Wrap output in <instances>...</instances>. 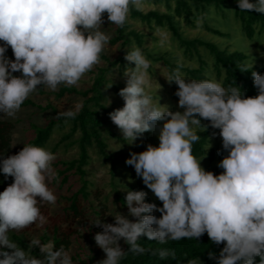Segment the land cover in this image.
I'll return each mask as SVG.
<instances>
[{
    "label": "clouds",
    "instance_id": "1",
    "mask_svg": "<svg viewBox=\"0 0 264 264\" xmlns=\"http://www.w3.org/2000/svg\"><path fill=\"white\" fill-rule=\"evenodd\" d=\"M143 2L0 0V113L14 117L41 85L50 91L77 86L100 63L110 40L101 30L103 14L111 24L123 27L130 6L139 10ZM237 6L264 15V0H237ZM8 48L13 60L5 55ZM124 60L135 67L125 66V87L118 92L123 107L110 112L109 119L129 145L162 124L158 147L149 144L143 152H130L125 161L162 207L145 203V191L127 190L124 204L135 222L115 211L114 224L100 219L93 224L102 229L94 236L106 256L99 264H119L128 252L144 254L138 243L141 237L165 244L199 239L205 233L213 244H224L218 256L208 254L216 264H254L256 257L264 264V74L251 73L258 95L244 98L238 87L225 88L215 79L187 81L176 72L167 82L177 85L174 95L183 112H172L148 92L151 62L141 50L126 51ZM252 67L253 63L245 65L243 72ZM17 72L21 75L14 76ZM81 107L78 102L60 115L74 118ZM208 127L219 130L222 149L228 153L217 165L223 169L220 175L206 172L202 159L192 154L193 144L201 138L198 131ZM56 158L45 148L25 145L0 159V173L13 179L0 193V264H72L64 245L56 249L53 241L32 239L22 249L9 235L46 222L40 207L56 203L48 187L56 176L52 167ZM121 240L127 251L121 249ZM33 248H39L42 258L32 254ZM158 255L165 259L174 253L160 249ZM188 264L200 261L193 258Z\"/></svg>",
    "mask_w": 264,
    "mask_h": 264
},
{
    "label": "rangeland",
    "instance_id": "2",
    "mask_svg": "<svg viewBox=\"0 0 264 264\" xmlns=\"http://www.w3.org/2000/svg\"><path fill=\"white\" fill-rule=\"evenodd\" d=\"M142 12H148L150 10H158L159 12H167L166 7L163 4H152L150 2H143V7L140 8ZM224 18L211 20L218 27L223 29V32L227 34L225 38L213 35L197 27L192 28L182 22L181 30L183 36L189 39L202 38L205 41L218 43L221 49L228 48L233 51L243 52L247 58L245 64L249 67L253 63V67H264V34H255L252 39H248L242 32L239 22L235 19L233 11L223 15ZM104 23L102 24V31L110 36V40L115 34L117 26L111 24L107 20V13L103 14ZM127 24L128 30H134L137 33L143 35L144 46L149 52L155 56L160 55L168 58L171 63L175 65H182V68L197 69L199 62L197 58H187L183 51L178 47L177 43L171 39V35L164 29L150 28L147 25L137 20H132L128 14ZM109 40V41H110ZM121 42L115 45H106L103 50V55L109 60L114 61L118 57L122 56L125 51L137 48L133 39L131 43L124 47H121ZM2 45V42H0ZM171 54V56L169 54ZM199 54L202 59L208 63L210 60L203 49H199ZM9 60H13V53L11 48H8L5 53ZM107 62L100 58V63L94 66V68L86 73L80 80L77 86H71L77 90H87L91 88L94 79L99 74V71L106 68ZM128 67H135L133 64ZM124 68H114L106 76V83L103 89L104 100L103 105L108 109H119L123 107V100L119 97L118 92L125 87V78L123 77ZM149 74L151 76V87L148 92L152 95L153 101L159 99L160 105H167L169 111L183 112V109L178 108V97L174 95L176 92L173 84H169L168 77L170 76L168 68L163 62H151L149 68ZM179 72L181 77L187 81H191L187 74L180 68H175V73ZM19 75L20 73H13ZM209 80H217L213 72H207ZM112 84V87H110ZM160 86V88H159ZM60 87V86H59ZM58 87V88H59ZM110 87V88H109ZM40 87H38L39 89ZM43 94L37 91L30 94L27 98L31 100L35 105L45 107L50 105L53 107L56 114L63 113L69 109H74V106L79 102L82 104V97L80 96H65L59 100L55 99L52 93L58 91H50L45 86L40 88ZM110 100V104L109 101ZM54 112L51 110L45 112H39L35 108H21L14 117H8L1 113V117L5 120L19 121L11 132V155L17 154L28 141V135L26 133L27 121L31 120L38 126H44L46 122L54 118ZM162 124L157 125V130L146 132L143 136L137 139L132 145L127 144L128 141L123 140L120 131L109 119V115L101 113V127L100 135L101 139L106 144V153L112 156L127 155L130 152L140 153L146 150V146L151 144L153 147H158V128ZM68 132V128H65L62 132H56L47 146V150L58 143L62 135ZM78 137L75 135L72 139ZM122 147L120 148V146ZM210 149H216L219 153L227 155L228 153L222 149V139L219 136V130H211L209 135V144L207 151ZM56 160L53 162L52 167L55 170H61V162L70 161L76 159L78 156V148L75 144L68 147L60 145L56 152ZM90 160L87 167H85V180L88 182L86 199L80 198L79 210L81 214L74 215L71 211L67 214L63 212L68 207L69 203L67 198L77 191L81 186V181L77 175L69 173V182L62 187H59L60 181L48 182V187L53 191L56 196L55 205L43 204L40 207L41 214L46 218L44 224H33L28 228L20 232H10L11 235H20L30 242L32 239H39L41 241L42 232L45 228L53 231L57 228L60 235L66 234L71 238L70 254L72 257V264H99L100 261L106 258L105 253L95 244L94 236L98 232H102L99 227L93 226L96 220L100 219L102 223L114 224V219L111 215L116 212L126 216L130 221L134 222V217L128 215V209L124 204L126 191H145L147 197L153 202L159 203L160 201L155 198L149 189H147L141 178H138L134 169L121 162H115L112 164L109 161H104L101 156L97 154L96 149L91 148L89 150ZM201 167L203 169L214 166L219 162V155L213 162H210L207 156L197 158L200 160ZM146 197V198H147ZM39 200V197H37ZM121 249H123L124 241L119 242Z\"/></svg>",
    "mask_w": 264,
    "mask_h": 264
},
{
    "label": "trees",
    "instance_id": "3",
    "mask_svg": "<svg viewBox=\"0 0 264 264\" xmlns=\"http://www.w3.org/2000/svg\"><path fill=\"white\" fill-rule=\"evenodd\" d=\"M144 1L156 5L163 4L166 7L167 12H159L158 10L142 12L141 10L130 6V18L132 20L140 21L150 28L164 29L168 31L171 35V39L177 43L178 47L183 51V54L187 58H197L199 67L197 69L182 68V65H175L164 56H153L144 46L143 35L134 30H128L130 27L127 22H125L123 27L117 26L114 36L109 41L110 45H115L118 42H121V47H124L129 45L131 39H133L137 48L141 50L142 54L150 62H163L168 68L170 75L175 73V68H180L187 74L190 80L202 81L209 80L207 72L210 70L223 87H238L243 93L244 98L256 97L258 95L257 89L253 87L251 73L254 71L258 74H264V67H252L251 70L243 72V67L246 65L245 60L247 58L243 52L229 50L228 48L221 49L218 43L208 42L202 38L189 39L184 37L181 30V24L183 22L192 28L199 27L208 33L225 38L227 34L223 32V29L215 25L211 18H224L223 15L233 11L234 17L239 22L245 37L252 39L255 34H264V15L254 11H240L237 6V0ZM250 2L254 3L255 0H250ZM200 48L207 53L211 63L210 65L200 56ZM125 54L126 51L116 60L109 61L103 53H101L100 58L107 62V66L99 71L91 88L81 91L71 86L61 85L57 92L52 93L57 100L70 95L82 97V107L74 118H66L56 114L52 106L47 105L41 107L35 105L28 99H26L21 105V108H35L39 112L51 110L55 113L54 118L48 120L44 126H38L31 122V120L27 121L26 133L29 138L25 145L42 147L47 150V146L53 135L56 132H62L65 128H68V132L63 134L58 143H56L49 151L55 154L60 145L68 147L75 144L78 148L77 158L61 162L60 165L62 166V169L56 170V176L55 179H53V182L59 180V187H62L69 182V173L72 172L73 175H77L81 181V186L77 191L67 198L69 205L63 210L65 214H67L68 211H71L74 215L81 214V211L79 210V200L80 198L86 199L88 197V182L85 180V167L89 164V150L91 148L96 149L97 154L101 156L104 161H109L112 164L115 162L126 164L125 161L130 158L129 154L117 157L108 155L105 151L107 146L101 139L100 135L101 113L103 112L109 115L110 112L115 110L108 109L103 105L105 93L103 87L107 82L106 76L114 68H125V66L133 65L124 60ZM169 55L171 56V54ZM13 75L20 76L21 74ZM172 84L177 91V85H175V83ZM41 86L39 87L41 88ZM40 88L37 89V92L43 94V91ZM18 122L19 121L5 120L1 117L0 113V159L11 156V132ZM201 123L202 125H208L209 122L202 120ZM211 130L218 129L208 127L204 132L202 130L198 131L197 134L200 135L201 138L198 142H195L192 147V154L195 158L207 156L210 162L215 160L218 150L210 149L207 151ZM77 134L78 137L72 139ZM226 156L227 155H224L223 152L220 153L219 162ZM218 163L214 166H209L204 170L206 172H212L214 175H220L222 174L223 169L217 167ZM12 182L13 179L11 177L5 178L4 175L0 173V193H2ZM144 202L154 203L157 207H162L161 202L155 203L148 197ZM151 214L155 215L157 218L160 217L159 212H153ZM70 238L71 237L66 234L60 235L57 228H54L53 231L45 228L42 232L41 242L47 243L48 241H53L56 245V249H58L60 245H64L67 250H70ZM11 240L17 243L22 249H27L30 243L24 237L15 234L11 235ZM138 243L145 249L144 254H133L128 252L127 255L120 260L119 264H188V261L193 258H198L200 264H216L215 260L208 258V254L209 252H212L218 256L224 247L223 243L220 245L213 244L206 233L199 239L183 238L178 241L169 240L165 244H159L155 241H149L146 237H141L140 240H138ZM160 249H167L170 253H174V256L170 255L165 259H160L158 255V250ZM122 250L127 251V245L125 243ZM31 251L34 256L42 258L40 257L39 248H33ZM254 264H260L259 257L255 258Z\"/></svg>",
    "mask_w": 264,
    "mask_h": 264
}]
</instances>
